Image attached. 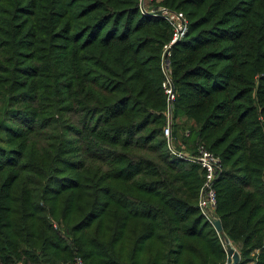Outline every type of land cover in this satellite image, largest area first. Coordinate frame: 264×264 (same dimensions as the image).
Here are the masks:
<instances>
[{"label": "trees", "instance_id": "trees-1", "mask_svg": "<svg viewBox=\"0 0 264 264\" xmlns=\"http://www.w3.org/2000/svg\"><path fill=\"white\" fill-rule=\"evenodd\" d=\"M0 0V264H264V0ZM154 7V8H152ZM186 133V135H184ZM179 137V141L176 140Z\"/></svg>", "mask_w": 264, "mask_h": 264}, {"label": "built area", "instance_id": "built-area-1", "mask_svg": "<svg viewBox=\"0 0 264 264\" xmlns=\"http://www.w3.org/2000/svg\"><path fill=\"white\" fill-rule=\"evenodd\" d=\"M138 9L141 13H145V5L151 0H137ZM157 14L161 16L171 27V36L169 41L162 47L161 53V72L163 75V81L161 88L165 95L167 104L165 112V125L162 129V136L165 139L166 150L169 154L186 160L189 163H195L202 171L203 179L198 192L196 201V207L198 212L211 224L214 220L213 210L215 206V192L213 189V182L217 175L220 173L221 165L218 159L210 152L206 151L202 147H196L194 154H189L183 150L182 145L179 142L173 143L171 139V131L169 129L170 110L169 105L173 100V93L171 90L169 76H168V50L169 48L179 40H181L186 33V19L179 12L167 11L164 8H157L156 10H149L148 14ZM186 135V133L184 134ZM73 264H81L79 259H75Z\"/></svg>", "mask_w": 264, "mask_h": 264}, {"label": "water", "instance_id": "water-1", "mask_svg": "<svg viewBox=\"0 0 264 264\" xmlns=\"http://www.w3.org/2000/svg\"><path fill=\"white\" fill-rule=\"evenodd\" d=\"M211 226L216 232V234L218 235L220 234L222 245L225 247V253H226L225 264H237L238 262L237 253L231 247L228 246L227 240L223 237V235H221V228L219 221L217 219L214 220L213 222H211Z\"/></svg>", "mask_w": 264, "mask_h": 264}, {"label": "rangeland", "instance_id": "rangeland-1", "mask_svg": "<svg viewBox=\"0 0 264 264\" xmlns=\"http://www.w3.org/2000/svg\"><path fill=\"white\" fill-rule=\"evenodd\" d=\"M145 7H146V5H145ZM149 7H147L146 9H148ZM152 8H154V7H152ZM169 129H170V131L172 132V121H171V119L169 120ZM176 140L177 141H179V137H176ZM229 247H231L230 245H228ZM232 248V247H231ZM224 250H225V248H224ZM225 264V263H224Z\"/></svg>", "mask_w": 264, "mask_h": 264}]
</instances>
